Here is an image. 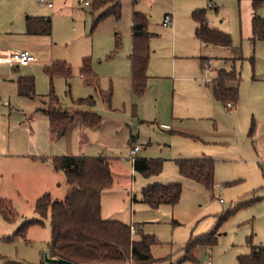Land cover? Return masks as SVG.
Wrapping results in <instances>:
<instances>
[{
    "label": "rangeland",
    "instance_id": "obj_1",
    "mask_svg": "<svg viewBox=\"0 0 264 264\" xmlns=\"http://www.w3.org/2000/svg\"><path fill=\"white\" fill-rule=\"evenodd\" d=\"M45 1L53 8L37 0H12L10 9L22 19L28 15L52 20V36L40 47L72 69L68 83L55 76L54 98L75 114L57 142L71 149L84 130L85 155L111 160L114 183L102 194V218L136 228V241L142 236L137 229L154 236L151 254L157 262L152 264H177L192 238L216 227L217 245L198 249L197 262L183 264H207L208 259L237 264L253 246H264V41L250 40L253 0H122L120 20L109 17L97 25L101 11L93 16L92 7L80 0ZM211 1L218 11L208 8ZM197 10H206L210 28L231 35L237 51L199 40L192 16ZM134 12L147 15L149 31L157 34L150 40L152 78L142 96H133L130 88ZM169 12L176 16L173 29L163 25ZM257 14L264 18V4ZM85 58L104 93L112 94V106L81 76ZM203 59L211 65L204 68ZM233 68L241 81L231 85L239 87V101L229 109L215 98L208 81L216 71ZM83 113L100 116L101 128L84 127ZM130 132L136 138L131 146ZM136 146L141 149L137 157L162 163L159 174L134 170L130 150ZM198 158L215 162L213 189L180 174L179 161ZM43 161L38 170L26 173L0 170V199L18 214L7 222L0 213V264H50L49 218L44 226H31L26 239L6 241L25 221L40 219L35 205L44 193L60 201L67 195L64 173L54 170L52 159ZM172 183L183 188L175 206L154 208L141 202L145 187Z\"/></svg>",
    "mask_w": 264,
    "mask_h": 264
},
{
    "label": "trees",
    "instance_id": "obj_2",
    "mask_svg": "<svg viewBox=\"0 0 264 264\" xmlns=\"http://www.w3.org/2000/svg\"><path fill=\"white\" fill-rule=\"evenodd\" d=\"M122 0H92V14L101 11L95 18V25L112 17L117 21L122 14ZM264 4L263 0H253L254 15L252 20L253 35L251 41H264V18L258 16L257 10ZM196 35L207 45L234 49L231 35L209 27L206 10L193 13ZM149 18L141 12H134L132 20V52L130 55L131 92L133 96L144 95L148 84V68L150 63V40L153 34L148 31ZM27 33L30 35H52V21L42 17H28ZM52 76H63L68 79L72 69L65 62H54L50 70ZM81 73L87 78L86 83L111 105L112 94H104L100 89L96 76L91 69L90 60L85 58ZM240 74L232 70H221L210 83L215 98L224 106L239 101V88L230 87L233 82H240ZM20 95L32 97L35 95L34 79L32 77L18 78ZM56 107L47 112L51 133L56 140L67 133L75 119V114L58 106L59 101L53 97ZM93 104L94 101H89ZM84 125L88 128H101V117L83 114ZM56 172L65 175L68 192L63 200H54L47 193L41 196L35 205L39 220L25 221L12 237L26 239L28 229L34 225L44 226V220L49 218L51 227V242L49 251L51 259L65 260L74 264H152L157 262L151 254V247L157 243L154 236L142 235L136 241L131 232V226L117 220L102 218V192L111 188L114 183L110 161L106 157L61 156L52 159ZM180 174L188 180L204 185L207 189L214 187L215 162L207 159L181 160L178 162ZM136 172L149 176L159 174L162 163L142 157L133 161ZM182 185L154 184L142 190L141 202L157 208L167 204L175 206L182 196ZM0 213L7 222H14L18 215L10 202L0 199ZM218 228L209 234L192 238L184 248V256L177 264L197 262L196 252L200 248H213L218 243ZM237 264H264V246H253L249 255L240 256Z\"/></svg>",
    "mask_w": 264,
    "mask_h": 264
},
{
    "label": "crops",
    "instance_id": "obj_3",
    "mask_svg": "<svg viewBox=\"0 0 264 264\" xmlns=\"http://www.w3.org/2000/svg\"><path fill=\"white\" fill-rule=\"evenodd\" d=\"M11 2L12 0H0V58L9 57L11 54L16 52L29 50L36 56V61L28 66H19V65L9 66L7 64L0 63V164H3L0 170L6 168L7 170L5 172L14 173L13 170L16 169V173L19 172L21 174V173H26L32 169L33 171L38 170L36 166L39 163L42 164L44 162L43 159L51 160L55 157H61V156L91 157L89 155H85V150L83 149L84 146L83 144L87 140L86 135L84 134V130H82V132L79 133V135L76 137V140L74 139L71 149H68L67 146L62 147L60 142H57L54 134L51 133L47 112L50 111L51 107L57 106L53 100L55 93V86H54L55 76H52V74L50 73V70L52 69V65L55 62V59L51 55L45 52L43 53L40 45L44 44L43 40L45 38L46 41H49V38L52 35L42 36V35L28 34L27 33L28 17H38V16L27 15L26 18L22 19L20 16H17L10 9ZM38 3L46 5L49 9L53 8L51 2L44 1L43 3L40 2ZM210 9H215L216 11H218L217 5H215L214 8H210ZM167 15H171L173 17L174 24L173 26H168L164 24V19H163V25L165 27L173 29L175 25L176 16L174 12L167 13L165 17ZM42 18H48L51 20V18L49 17H42ZM252 20H253V16H252ZM149 27H150V18H149L148 31H149ZM150 33L153 34L151 38L157 35L156 33H152V32ZM252 35H253V31H252ZM232 50L237 51V48L234 47V49ZM150 63H151V56H150ZM150 63H149V67H150ZM202 65L204 66V68L208 67L211 65V61L207 59H203ZM221 70H225V69H221ZM221 70H218L216 72L218 73ZM217 73L215 74V77L211 79V82L214 81V79L217 77ZM81 76L84 78L86 83L87 78L82 74ZM20 77H32L34 79V89H35L34 96L26 97L20 95L19 85H18V78ZM71 77L72 75L68 79L65 78L67 83L69 82ZM151 78L152 77L149 75V68H148V82L151 80ZM96 79L99 83L100 89L102 90L100 81L97 78V76ZM211 82L210 80L208 81L209 84ZM232 84L238 85V82H233L230 84V87H236L235 85L231 86ZM92 88L94 89V87ZM130 88H131V77H130ZM102 92L104 93L103 90ZM101 98L103 101H105L102 96ZM110 106H112V100ZM23 134L27 137L29 144L27 142L23 144L20 141L21 140L20 135ZM129 135L130 136L128 143L129 146H131L136 138L132 132H130ZM100 156L105 157L103 155ZM106 158L110 161V164H112L111 160L108 157ZM184 160H192V159H184ZM210 160L212 159L210 158ZM49 194L51 195V193ZM19 227L16 228L13 235L15 234V232L18 230Z\"/></svg>",
    "mask_w": 264,
    "mask_h": 264
},
{
    "label": "built area",
    "instance_id": "obj_4",
    "mask_svg": "<svg viewBox=\"0 0 264 264\" xmlns=\"http://www.w3.org/2000/svg\"><path fill=\"white\" fill-rule=\"evenodd\" d=\"M37 1L40 3H43L45 0H37ZM80 2L83 3L84 6H86V7L92 6V0H80ZM215 5L216 4L213 1H211L209 3L208 7L214 8ZM164 24L171 26L173 24V17L171 15H167L164 18ZM35 61H36V56L29 50L16 52V53L11 54L9 57L0 58L1 64L4 63V64H7L9 66H13V65L28 66ZM207 71L209 72L210 69L208 68ZM227 107L229 109H232V107H233L232 103H229L227 105ZM139 152H140L139 147L136 146V147L131 148L130 156H131L132 161L135 160V158L138 156ZM131 232H132V234H134L136 232L134 227L131 228ZM207 264H213L212 260L208 259Z\"/></svg>",
    "mask_w": 264,
    "mask_h": 264
},
{
    "label": "water",
    "instance_id": "obj_5",
    "mask_svg": "<svg viewBox=\"0 0 264 264\" xmlns=\"http://www.w3.org/2000/svg\"><path fill=\"white\" fill-rule=\"evenodd\" d=\"M48 261V263H50V264H74V263H72V262H68V261H65V260H54V259H48L47 260Z\"/></svg>",
    "mask_w": 264,
    "mask_h": 264
}]
</instances>
